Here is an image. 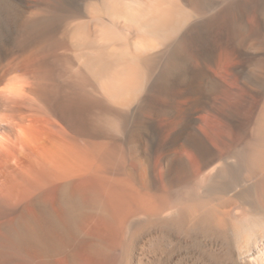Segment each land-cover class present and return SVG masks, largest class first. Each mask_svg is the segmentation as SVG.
<instances>
[{"label":"bare ground","instance_id":"6f19581e","mask_svg":"<svg viewBox=\"0 0 264 264\" xmlns=\"http://www.w3.org/2000/svg\"><path fill=\"white\" fill-rule=\"evenodd\" d=\"M0 264H264V0H0Z\"/></svg>","mask_w":264,"mask_h":264}]
</instances>
